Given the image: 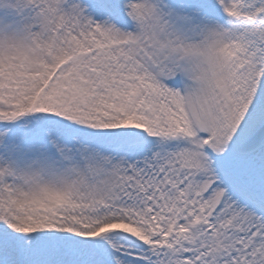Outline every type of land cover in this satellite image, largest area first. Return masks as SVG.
<instances>
[{"label": "snow or ice", "instance_id": "obj_1", "mask_svg": "<svg viewBox=\"0 0 264 264\" xmlns=\"http://www.w3.org/2000/svg\"><path fill=\"white\" fill-rule=\"evenodd\" d=\"M0 264H264V0H0Z\"/></svg>", "mask_w": 264, "mask_h": 264}]
</instances>
